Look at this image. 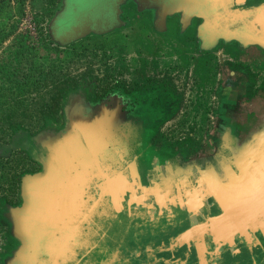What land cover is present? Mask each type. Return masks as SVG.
I'll list each match as a JSON object with an SVG mask.
<instances>
[{
	"label": "rangeland",
	"instance_id": "374dc122",
	"mask_svg": "<svg viewBox=\"0 0 264 264\" xmlns=\"http://www.w3.org/2000/svg\"><path fill=\"white\" fill-rule=\"evenodd\" d=\"M232 1L0 0V264L152 262L145 252L156 247L154 221L144 205L128 196L125 204L130 178L122 169L103 184L100 210H84L90 225L47 221L15 236L3 220L4 206L19 203L21 176L43 172L51 151L43 145L73 136L95 143L85 129L108 107L131 111L149 158L179 163L205 150L218 95L240 107L227 137L253 160L242 169L251 190L240 200L233 186L227 202L250 207L242 216H251L253 187L264 186V6ZM236 74L243 99L227 91ZM98 78L113 84L101 96ZM108 120L107 130L121 135L120 118Z\"/></svg>",
	"mask_w": 264,
	"mask_h": 264
},
{
	"label": "crops",
	"instance_id": "0c3cea01",
	"mask_svg": "<svg viewBox=\"0 0 264 264\" xmlns=\"http://www.w3.org/2000/svg\"><path fill=\"white\" fill-rule=\"evenodd\" d=\"M231 4L252 10L263 7L264 0H233ZM199 24L197 21L194 26ZM222 82L221 78V91ZM227 83L229 94L243 99V80L237 74L230 75ZM218 96L219 106L206 136L205 150L184 163L149 158L148 145L133 134L131 111L108 107L101 113L103 117L97 118L99 124L92 121V127L85 129H92L91 135L98 140L95 143L80 142L73 136L63 137L55 147L43 145L51 150L43 172L21 176L19 203L4 206L3 220L13 227L15 236L20 228L21 232L47 221L90 225L84 210H100L103 184L116 169H122L130 178L125 204L128 196L131 203L144 205L141 209L149 211L154 221L156 247L145 252L152 261L148 264H264V198L260 203L264 186L253 187L254 210L247 218H243V211L249 213L250 207L241 210L243 207L227 202L235 196L233 186L239 188L240 200L243 190H251L244 187L242 169L253 160L243 151H235L233 140L227 137L230 121L240 107L224 105ZM110 115L120 118L117 128L120 126L121 135L107 130ZM31 138L27 140L33 145ZM126 139L133 151L127 150ZM111 192L107 189L108 194ZM40 193L44 203H39ZM84 196L87 200L91 196L93 201L88 203ZM134 197L139 203L132 201Z\"/></svg>",
	"mask_w": 264,
	"mask_h": 264
},
{
	"label": "trees",
	"instance_id": "16d2710c",
	"mask_svg": "<svg viewBox=\"0 0 264 264\" xmlns=\"http://www.w3.org/2000/svg\"><path fill=\"white\" fill-rule=\"evenodd\" d=\"M72 59L69 60V62H71ZM97 85L95 87V95L97 96H101L103 94H106L108 91H110L113 88V84L112 82H110L111 80H106V78L104 79H97ZM21 84V83H19Z\"/></svg>",
	"mask_w": 264,
	"mask_h": 264
}]
</instances>
